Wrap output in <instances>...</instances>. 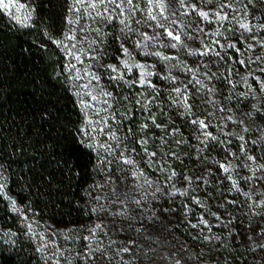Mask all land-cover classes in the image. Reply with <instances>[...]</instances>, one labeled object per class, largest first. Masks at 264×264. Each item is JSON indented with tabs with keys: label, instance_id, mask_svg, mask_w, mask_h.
<instances>
[{
	"label": "trees",
	"instance_id": "obj_1",
	"mask_svg": "<svg viewBox=\"0 0 264 264\" xmlns=\"http://www.w3.org/2000/svg\"><path fill=\"white\" fill-rule=\"evenodd\" d=\"M21 1L33 11L27 25L0 9V169L14 202L61 228L100 221L90 264H264V203L258 206L251 197L264 193V178L248 180L241 172L232 182L229 170L221 167L227 153L217 144L202 150L198 123H193L221 118L220 104L242 120L264 124L253 98L242 96L232 80V73L242 68L237 49L250 41L240 24L257 29L264 40V0H133L138 7L131 19L126 7L125 15L111 22L70 10L74 0ZM217 11L228 19L219 20L213 15ZM75 18L91 28L80 34L78 27L76 37L95 41L93 61L99 77L110 76L129 149L157 189L147 177L132 183L120 167L102 170L84 140V114L65 47L66 37L74 35L69 21ZM171 28L191 32L190 52L167 35ZM127 55L152 64V86L113 79L108 66ZM185 63L206 69L213 89L190 80ZM209 97L217 98V111L203 103ZM232 130L239 140L246 137L245 147L264 168V135L243 136L237 126ZM121 189L126 201L118 204L112 197ZM135 193L142 198L135 199ZM0 228L12 233L0 238V264H45L1 192ZM82 242L87 243L84 236Z\"/></svg>",
	"mask_w": 264,
	"mask_h": 264
},
{
	"label": "rangeland",
	"instance_id": "obj_2",
	"mask_svg": "<svg viewBox=\"0 0 264 264\" xmlns=\"http://www.w3.org/2000/svg\"><path fill=\"white\" fill-rule=\"evenodd\" d=\"M6 2H8V0H6ZM4 11L14 21L21 25L29 24L33 17L31 6L21 0H14L13 7ZM89 11H92L93 16L95 15L94 10L89 9ZM73 21V34L75 40L66 39L65 47L69 57L70 67L72 69L74 91L84 114V140L86 144L95 151L102 170L106 171L120 167L122 171L127 173V177L132 180V183L138 185L141 181L140 178H146L147 176L143 172V168L140 167L138 162L134 159L135 157L132 150L129 149L130 143L122 130L121 118L118 115V110L114 101V94L112 88H110V82L108 81L110 80V76L107 75L106 77L109 78L107 79L100 75V79L97 82L96 80H92L91 76L88 75L91 73L99 76V67L92 58L96 57L94 53V43H91L90 47V38L88 39L85 37L86 39H78L76 37L78 27H80V34H86L88 30L81 32V25H84L85 23L81 19L75 18ZM250 28L251 31H248L249 43L244 41V49L239 47L241 60L244 61V64L242 65V68L239 67L236 72L232 73V80L234 82V87L240 92V94L242 96L253 98L256 109L264 114V88L261 86L264 84V70H262L264 69V40L258 38V35L256 34L258 31L257 29L253 30L251 26ZM90 29L91 28H89V30ZM168 31H171L173 36H180V41H176V44H179L183 51H191L192 47L190 44L193 39L190 38V31L177 30L175 28H171ZM195 32H193L192 37H194ZM69 36L73 35L70 34ZM73 45H75V48L72 47ZM70 49L75 55L80 56V60H82L83 63L76 60L72 55H69ZM78 49L84 51H78ZM123 62H127L131 66L130 72L124 67ZM136 64L145 65L146 67L144 69H138L135 67ZM72 65H75V68H73ZM113 66L116 69V71H113L112 69L113 76L125 82H136L139 84L141 72L154 73L151 63L132 58L128 55L121 59L118 65ZM182 68L187 71L186 74H189L190 80L196 79L199 81L200 86L204 87V90L213 89L207 81L209 80L207 79V76L209 75L206 69L202 70L197 67L193 69L188 63H185V65L183 64ZM86 69L87 71H85ZM190 70L191 73H189ZM121 74L123 75V78H120ZM78 75L80 77L79 79H77ZM152 78L153 75L147 77V79L150 80L151 85ZM90 81L91 83H89ZM86 84L89 86L87 88L83 87ZM97 84L99 87H97ZM148 85L149 84L145 83L142 86ZM100 88L105 92L111 93V95H100ZM187 91L188 90H184V95L187 94ZM88 93L97 96L98 99L92 101ZM81 101L84 103L82 104ZM105 101H107V103H105ZM203 103L213 111H217V98L209 97V100L203 101ZM84 104H89L90 106L85 107ZM219 107L223 112L221 118L211 113L214 115L213 117H209L208 119L202 117L199 119L204 121L207 127H201L200 124L196 127L198 146L202 150L207 147L209 148L213 144L222 146V149L229 157L224 167L228 168V176L232 182L236 181L234 176L236 173L246 175L248 180L258 181L259 179H263L264 175L262 170H264V168L260 158L257 154L245 147L246 137L245 139L242 138L239 140V136L235 135L232 129L235 126L239 127L243 132V136H246L247 132L248 134L250 132L251 134L261 133L264 135V124L254 122L253 120L249 121L248 119L242 120L231 111L229 112L227 108H223L220 104ZM90 121L91 123H89ZM206 133H210L211 135L208 136ZM113 135L116 139L111 138ZM238 135H240V133ZM213 137H215V139H213ZM233 139L237 142L240 141L242 147L238 148L235 146ZM152 153H154V151H152ZM249 157H252L253 159H249ZM235 158L239 161L238 164L236 163ZM127 159H131L133 163H125V160ZM110 177L112 179L115 178L112 174H110ZM107 178L110 179L109 177ZM147 180L157 189V183L153 182L150 178L148 179V177ZM0 185H3V190L0 192L3 193L5 198L11 203L12 207L17 209L15 212L21 217L23 230L26 231L27 235L37 243L45 264H90V259L95 257L94 250L97 246V238L101 232V227L96 228L95 232H92L91 229L95 228L97 224L100 225V221L93 222L80 229L55 226L54 224L30 213L25 208L18 206L16 203H13L14 199L7 190L6 176L1 169ZM160 185L161 184L159 183V186ZM120 191L121 194L119 193ZM123 194L124 192L122 189L119 190L118 194L112 197L113 201L117 200L118 204L126 201V196ZM251 197L254 203L258 206H262V202H264L263 192H253ZM134 198L137 199L142 197L135 193ZM199 230L200 232H204L205 228L201 227ZM41 233H43V236H41ZM11 235L12 233L9 230L0 228V238H6ZM83 236L84 241H87L86 244L82 242ZM168 258L171 262L174 261V258L171 257L170 254Z\"/></svg>",
	"mask_w": 264,
	"mask_h": 264
},
{
	"label": "snow or ice",
	"instance_id": "obj_3",
	"mask_svg": "<svg viewBox=\"0 0 264 264\" xmlns=\"http://www.w3.org/2000/svg\"><path fill=\"white\" fill-rule=\"evenodd\" d=\"M148 2L151 3L152 0H148ZM181 2H183V0H181ZM13 4H14V0H8V2H6V0H0V9L8 10L11 7H13ZM77 5H79L80 7H77ZM126 7H127L128 19H131L132 13L138 7V5H134L133 4V0H74L73 8L70 9V10H75L76 12H81V11L87 12V15L89 17H92L93 20H95L96 18H99L101 20V22H104V21L111 22V20L116 18V17L124 16ZM223 7H231V5L230 4L229 5H221V9ZM192 8H193V10H195V5H193ZM89 9L95 11V15L94 16H93L92 11H88ZM117 9H119L120 11L117 12L116 11ZM112 13H115L116 15L113 16ZM198 14L201 17H203L205 20H207L209 18V13L208 12L200 11ZM213 15L218 17V19L221 20V21L228 19L227 14L221 15L219 11L213 13ZM151 18L153 20L156 19L155 16H152ZM69 22L71 23V22H74V21H69ZM119 22L121 24H125V20H123V19H121ZM137 23H139V21H137ZM125 26H127V25H125ZM240 27L244 28L245 30L251 31V28L249 27V25L247 23L240 24ZM87 30H89V26L88 25H81V32H84V31H87ZM95 31L99 32L100 29L97 28V29H95ZM217 34H219V33H217ZM167 35L169 37H172L176 41H180V36L179 35L173 36V33L171 31H168ZM66 39L75 40V36L74 35L73 36H69V37H66ZM56 43L59 44V43H62V41H57ZM91 43H95V41L90 42V47H91ZM216 43H219V42L217 41ZM72 47L75 48V45H73ZM171 47H176V45L173 44V45H171ZM221 47H223V45ZM228 47L235 48V45L229 44ZM122 50H123V52L125 54H127V52H128L127 49H122ZM78 51H82L83 52L84 50L78 49ZM237 51H239V49H237ZM69 55H72L76 60H79L81 63H83V61L80 60V56L75 55V53H73L71 51V49L69 50ZM155 55L159 56L160 54L159 53H155ZM92 58L95 59V57H92ZM164 59H170V58L169 57H164ZM123 63H124V67L127 68L128 71L130 72L131 71V66L127 62H123ZM239 63L241 65H243L244 61L241 60V61H239ZM72 67L75 68V65H72ZM108 67L112 68L113 71H116L114 66L109 65ZM135 67L138 68V69H144L146 66L145 65L136 64ZM262 70H264V69H262ZM85 71H87V69ZM88 75L91 76L92 80H96L97 82L100 79L99 76H96L94 74L89 73ZM152 75H154V73H152V72H141L140 79H139V84L142 86L145 83H147V84H149V86H152L150 80L147 79V77H150ZM79 78L80 77L78 75L77 79H79ZM120 78H123L122 74H121ZM113 79H115V77H113ZM89 83H91V81ZM126 83H129L130 86H131V83H134V82H126ZM88 86L89 85L86 84L83 87L87 88ZM261 86H262V88H264V84H262ZM97 87H99L98 84H97ZM174 91L177 94L181 93V89L180 88H176V89H174ZM88 95L91 97L92 101H96L98 99L97 96L92 95L91 93H88ZM100 95H102V96H110L111 93L105 92V91H103L102 88H100ZM185 99H186V97H185ZM81 103L83 104L84 102L81 101ZM105 103H107V101H105ZM137 103H138V101H137ZM84 106L85 107H89L90 105L89 104H84ZM89 123H91V121ZM193 123H198V124L201 125V127H205V128L207 127V125H205L204 121H202V120L193 121ZM143 127H147V125H144ZM157 127H159V125H157ZM206 135L210 136L211 134L210 133H206ZM111 138L112 139H116V137L114 135ZM213 139H215V137H213ZM140 143H145V142L144 141H140ZM145 151H146V149H145ZM151 155H155V153H152ZM249 159H253V158L249 157ZM125 163L132 164L133 161L131 159H127V160H125ZM221 167H224V166L222 165ZM224 171L227 172L228 168L224 167ZM2 190H3V185H0V191H2ZM13 203H15V202H13ZM262 203H264V202H262ZM13 211H17V209L14 207ZM204 223H206V222H204ZM100 227L101 226L99 224H97L95 228L91 229V231L95 232L96 228H100ZM41 236H43V233H41ZM85 239H87V238H85ZM125 251H127V249H125Z\"/></svg>",
	"mask_w": 264,
	"mask_h": 264
}]
</instances>
